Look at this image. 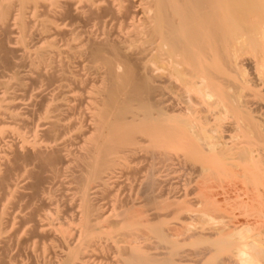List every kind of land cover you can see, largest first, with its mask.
Segmentation results:
<instances>
[{
    "label": "bare ground",
    "instance_id": "6f19581e",
    "mask_svg": "<svg viewBox=\"0 0 264 264\" xmlns=\"http://www.w3.org/2000/svg\"><path fill=\"white\" fill-rule=\"evenodd\" d=\"M0 264H264V0H0Z\"/></svg>",
    "mask_w": 264,
    "mask_h": 264
},
{
    "label": "rangeland",
    "instance_id": "374dc122",
    "mask_svg": "<svg viewBox=\"0 0 264 264\" xmlns=\"http://www.w3.org/2000/svg\"><path fill=\"white\" fill-rule=\"evenodd\" d=\"M149 163H150V161L148 162V160L143 159V160H140L136 163L137 166L135 164V166L137 168L141 169V173L138 174L137 176L134 174H128V175L124 174V175L120 176V181H121V183H123L121 185V187H122V190L120 192L121 196H125V194L126 195L132 194V193H134V190H136L135 192H137V190L139 189L138 186L142 180L141 177L143 176V174L144 175L146 174V170H147ZM158 163L159 164L156 167V171H157L156 176L158 179L163 180V185L165 184L164 186L171 188V190L173 189L174 193L184 194L185 192H187V193L189 192L190 197H193V193H192L193 189L192 188L195 187V184L197 181V175L196 176L194 174L192 175V172H190V170L187 168V166L180 164L179 162L174 161L172 163L167 164V163H163L162 161H159ZM170 165H172V166H170ZM191 175H192V177H190ZM195 177H196V179H195ZM139 178H140V180H139ZM191 178H193L194 180ZM192 180H193V182L194 181L195 182L193 183ZM180 181H182L183 183ZM185 185H187V186H185ZM190 186H191V188H189ZM133 187L135 188L134 190H133ZM175 189H177V190H175ZM241 220L243 221L244 218H241Z\"/></svg>",
    "mask_w": 264,
    "mask_h": 264
}]
</instances>
